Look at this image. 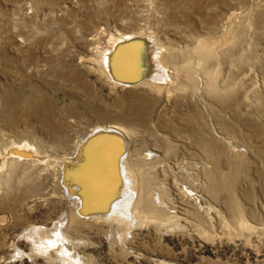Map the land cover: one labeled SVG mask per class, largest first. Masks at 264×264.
<instances>
[{
    "label": "rangeland",
    "instance_id": "rangeland-1",
    "mask_svg": "<svg viewBox=\"0 0 264 264\" xmlns=\"http://www.w3.org/2000/svg\"><path fill=\"white\" fill-rule=\"evenodd\" d=\"M263 82L264 0H0V264H264ZM114 123L146 214L69 222L67 196L32 162L70 164L63 180L79 186L70 157ZM178 198L191 206L172 209Z\"/></svg>",
    "mask_w": 264,
    "mask_h": 264
},
{
    "label": "bare ground",
    "instance_id": "bare-ground-1",
    "mask_svg": "<svg viewBox=\"0 0 264 264\" xmlns=\"http://www.w3.org/2000/svg\"><path fill=\"white\" fill-rule=\"evenodd\" d=\"M236 19V18H235ZM229 22V21H228ZM228 24V23H227ZM227 26V25H226ZM228 28V27H227ZM218 29V28H217ZM233 30V29H232ZM224 32V31H223ZM222 32V33H223ZM217 33V32H216ZM221 33V34H222ZM227 40V39H226ZM126 41V40H125ZM124 41V42H125ZM144 42V41H143ZM149 43V42H148ZM153 44V43H152ZM142 45V44H141ZM215 45V44H214ZM139 46V45H138ZM157 46V45H156ZM215 46H217V43H216V45ZM151 47H152V45H151ZM222 47V46H221ZM200 48V47H199ZM203 48H204V46H203ZM213 48V47H212ZM115 49V48H114ZM121 49V48H120ZM125 49V48H124ZM154 49V48H153ZM233 49V48H232ZM128 50V49H127ZM156 50V49H155ZM122 51V50H121ZM129 51V50H128ZM128 51H126V53L128 52ZM139 51V50H138ZM202 51V50H201ZM117 52V51H116ZM154 52V51H153ZM197 52V51H196ZM122 53V52H121ZM140 53V52H139ZM200 53V52H199ZM117 54V53H116ZM119 54V53H118ZM143 54V53H142ZM154 54H155V52H154ZM153 54V55H154ZM222 54V53H221ZM111 55H113V54H111ZM110 55V56H111ZM115 55V54H114ZM114 55H113V57H114ZM120 55V54H119ZM126 55H128V53L126 54ZM133 55V54H132ZM150 55V54H149ZM157 55V54H156ZM162 55V54H161ZM161 55H159L160 57H161ZM197 55V54H196ZM208 55H209V53H208ZM105 56V55H104ZM138 56V55H137ZM140 56V55H139ZM102 57V56H101ZM198 57H199V55H198ZM138 58L139 57H137V59L136 60H138ZM205 58V57H204ZM233 58V57H232ZM151 59V58H150ZM200 59V58H199ZM107 60V59H106ZM111 60H112V58H111ZM115 60H117V59H115ZM202 60V59H201ZM119 61V60H118ZM152 61V60H151ZM115 62V61H114ZM120 62V61H119ZM129 62V61H128ZM105 63H107V62H105ZM126 63V62H125ZM159 63V62H158ZM122 64V63H121ZM129 64V63H128ZM136 64V63H135ZM111 65V64H110ZM115 65V64H114ZM130 65H131V63H130ZM130 65H125V66H130ZM133 65V64H132ZM104 66V65H103ZM157 66H158V64H157ZM112 67V66H111ZM137 67V66H136ZM138 67H140V66H138ZM149 67H150V65H149ZM159 67V66H158ZM197 67V66H196ZM161 68V67H160ZM176 68V67H175ZM108 69V68H107ZM162 69V68H161ZM111 70H112V68H111ZM114 70H115V68L113 69V71L112 72H114ZM126 69H124V71H125ZM117 71V70H116ZM123 71V72H124ZM164 71V70H163ZM208 71V70H207ZM170 72V71H169ZM206 72V71H205ZM117 73V72H116ZM145 73V72H144ZM193 73H194V71H193ZM118 74V73H117ZM129 74H130V72H129ZM161 74V73H160ZM184 74L185 75H187L185 72H184ZM116 75V74H115ZM115 75H114V77H115ZM122 75V77H123V74H121ZM163 75H165V74H163ZM188 75H189V73H188ZM191 75V74H190ZM151 76V75H150ZM179 76V75H178ZM109 77V76H108ZM116 77H118V75L116 76ZM125 77V76H124ZM127 78H128V76H126ZM140 77V76H139ZM154 77V76H153ZM173 77V76H172ZM189 77V76H188ZM157 78H160V76L159 77H157ZM163 78V77H162ZM168 78V77H167ZM170 78V77H169ZM179 78H181V77H179ZM183 78H184V76H183ZM187 78V77H186ZM191 78H193V77H191ZM195 78V77H194ZM193 78V79H194ZM133 79H135V78H132L131 79V82H133ZM151 79V78H150ZM190 80H192V79H190ZM196 80V79H195ZM195 80H193V81H195ZM201 80V79H200ZM118 81V80H117ZM130 81V80H129ZM135 81V80H134ZM155 81V80H154ZM127 82H128V80H127ZM142 82V81H141ZM188 82V81H187ZM192 82V81H191ZM196 82V81H195ZM119 83H121L120 81H119ZM193 84H194V82H192ZM264 83V82H263ZM124 84H126V83H124ZM132 84V83H131ZM137 84V83H136ZM139 84V83H138ZM142 85H145L146 84V82H142L141 83ZM172 84V83H171ZM206 84V83H205ZM189 84H187V86H188ZM198 85V84H197ZM207 85V84H206ZM180 86H181V84H180ZM262 86H264V84L263 85H261V87ZM208 86H206V88H207ZM193 88V87H192ZM215 88V87H214ZM264 88V87H263ZM144 89V88H143ZM209 89V88H208ZM200 90V89H199ZM264 90V89H263ZM196 91V90H195ZM224 91V90H223ZM223 91H221V92H223ZM192 92V91H191ZM237 92V91H236ZM201 93V92H200ZM199 93V94H200ZM221 95V94H220ZM234 95H235V93H234ZM196 97V96H195ZM194 97V98H195ZM221 99V98H220ZM233 99H235V98H233ZM11 100V99H10ZM9 100V101H10ZM39 100V99H38ZM38 100H36V102L38 101ZM236 100V99H235ZM6 101V100H5ZM32 101V100H31ZM43 101V100H42ZM226 101V100H225ZM4 102V101H3ZM30 102V101H29ZM34 102V101H33ZM40 102V101H39ZM221 102V101H220ZM259 102V101H258ZM35 103V102H34ZM194 103V102H193ZM232 103H234V101L232 102ZM38 104H40V103H38ZM37 103H36V105H38ZM44 104V103H43ZM197 104V103H196ZM195 104V105H196ZM235 104V103H234ZM234 104H232V105H234ZM14 105V104H13ZM33 105L34 104H32V107H33ZM40 106H42V105H40ZM197 106V105H196ZM33 108H36V107H33ZM200 108V107H199ZM202 108V107H201ZM37 109V108H36ZM35 109V110H36ZM38 109H40V107L38 108ZM204 109V108H203ZM39 111V110H38ZM136 111H137V109H136ZM70 112V111H69ZM132 112H134V111H132ZM214 112V111H213ZM127 113V112H126ZM139 113H140V111H139ZM203 113H204V111H203ZM132 114V113H131ZM134 114V113H133ZM66 115V114H65ZM70 115V114H69ZM68 115V116H69ZM73 115V114H72ZM75 115V114H74ZM130 115V114H129ZM218 116V115H217ZM217 116H216V120H217ZM76 117V116H75ZM70 118V117H69ZM133 120H134V118H133ZM215 120V121H216ZM220 120V119H219ZM190 122V121H189ZM188 122V123H189ZM225 122V121H224ZM117 123V122H116ZM222 123V122H221ZM75 124V123H74ZM77 124H79V123H77ZM76 124V126H78ZM135 124V123H134ZM218 124V123H217ZM216 124V125H217ZM118 125V124H117ZM122 125V124H121ZM127 125V124H126ZM130 125V124H129ZM128 125V126H129ZM190 125V124H189ZM80 126V125H79ZM82 126V125H81ZM80 126V127H81ZM104 126V125H103ZM128 126H126V127H128ZM208 126H210V125H208ZM88 127V126H87ZM87 127H86V129H87ZM104 127H106L105 129L106 130H104V129H99L98 127H91L92 129H88L86 132H84V137L82 138V140H80L81 141V143H80V151L78 150V153H77V155L75 156L76 158L74 159V157H73V159L74 160H72V156L70 157V161L68 162V163H70L71 161H75L74 163H72V167H75V168H78V169H80L81 170V172H80V178H79V180H80V182H81V185H77V186H74L75 184H71L70 182H72L71 180H69L70 182H69V184H66L64 181L65 180H63V176H64V174H63V172L65 173V172H67V171H63V170H65L66 168H67V165H70V164H67L66 166H60V160L58 161L59 163L58 164H56L55 162H53V160L55 159L56 160V158L55 157H53V160L51 161L52 163H51V165L48 163V161H47V163H42L41 161H38V159H34V161L32 162L37 168H43V169H41V171L42 170H44V172H43V174L44 173H46L48 176L46 177V179H47V182L48 183H46V184H49V186H51L52 185V188L53 187H55V189L53 190V191H59L61 194L63 193V195H65V196H67V198H68V200H69V203H70V210H69V214H68V217H69V222H72L73 221V223H80L79 221H83V220H85L86 218H92V219H95V220H106V221H111V220H114V221H116L117 220V216H119L120 215V217L122 216V218H124V219H128V218H130V220L131 221H135V220H137L138 218L136 217V216H138L140 213H141V211L142 212H144L143 211V206L140 204V202H141V200H143V199H140L139 198V194H141V192H140V190L138 191L137 190V185H138V183H137V185H136V183L134 182V180H133V176H132V174L130 173V171L132 172L133 170V167H135V166H133V162L131 161H129V157H128V155H129V153H128V140L126 141V143L127 144H125L126 145V151L125 150H123L122 151V149H121V140H123L122 139V137L123 136H121L122 134H120V132H121V128H122V126L120 127V126H116L115 125V123H114V125L113 124H111V125H106V126H104ZM103 127V128H104ZM125 127V126H124ZM130 127H131V125H130ZM200 127V126H199ZM231 127H232V125H231ZM79 127H77V129H78ZM134 128H135V126H134ZM205 128H206V124H205ZM48 129V128H47ZM85 129V128H84ZM126 129V128H125ZM129 129V128H128ZM137 129V128H136ZM80 130V128L78 129V131ZM81 130H82V128H81ZM124 130V129H123ZM130 130H132V129H130ZM178 130V129H177ZM204 130V129H203ZM202 130V131H203ZM233 130V129H232ZM231 130V131H232ZM70 131V130H69ZM72 131V130H71ZM120 131V132H119ZM125 131V130H124ZM123 131V132H124ZM133 131L134 130H132V134H133ZM217 131V130H216ZM216 131H213V132H216ZM83 132V131H82ZM129 131H127V133H128ZM134 132H137V130L136 131H134ZM192 132V131H191ZM224 132V131H223ZM234 132V131H233ZM74 133H75V131H74ZM78 133H81V131L80 132H78ZM130 133V132H129ZM138 133V132H137ZM200 133V132H199ZM202 133V132H201ZM76 134V133H75ZM74 134V135H75ZM126 134V132H124V135ZM131 134V135H132ZM136 134V133H135ZM135 134L133 135V136H135ZM196 134V133H195ZM206 134V133H205ZM208 134V133H207ZM232 134V133H231ZM65 135V134H64ZM91 135V137H92V139L93 138H97V137H100V136H103V137H105V138H110L111 139V141H112V143L114 144V150H111V149H109V148H103L102 146H100L99 145V143H93V142H97L96 140H98V139H96V140H94L93 139V142H91V144H89L88 145V147H87V150L88 151H86V144L84 143L85 142V140H87L86 139V137H89ZM198 135V134H197ZM224 135V134H223ZM227 135V134H226ZM230 135V134H229ZM59 136V135H58ZM73 136V135H72ZM72 136H71V138L69 137V136H66L67 138L69 137L70 139H69V141L71 140V139H73L72 138ZM80 136V135H79ZM130 136V135H129ZM137 136V135H136ZM135 136V137H136ZM183 136H184V134H183ZM201 136V135H200ZM208 136V135H207ZM217 136V135H216ZM228 136V135H227ZM60 137V136H59ZM74 137V136H73ZM126 138H128V134H126V136H125ZM135 137L133 138V139H135ZM139 137V136H138ZM202 137V136H201ZM212 137V136H211ZM229 137V136H228ZM231 137V136H230ZM81 138V137H80ZM130 138H131V136H130ZM137 138V137H136ZM180 138V137H179ZM192 138V137H191ZM213 138V137H212ZM233 138V137H232ZM139 139V138H138ZM205 139V138H204ZM217 139V138H216ZM66 140V139H65ZM137 140V139H136ZM181 140V139H180ZM194 140H195V138H194ZM213 140V139H212ZM73 141V140H72ZM74 141H76V137H75V140ZM78 141V140H77ZM91 141V140H90ZM100 141V140H99ZM179 141V140H178ZM216 141V140H215ZM214 141V142H215ZM60 142V141H59ZM87 142V141H86ZM125 142V141H124ZM133 142H135L134 140H133ZM194 142V141H193ZM200 142V141H199ZM208 142V141H207ZM209 142H211V141H209ZM217 142V141H216ZM72 143V142H71ZM77 143V142H76ZM178 143H180V142H178ZM177 143V144H178ZM227 143V142H226ZM123 144V143H122ZM139 144V143H138ZM174 144V143H173ZM198 144V143H197ZM201 144V143H200ZM211 144V143H210ZM209 144V145H210ZM64 145V144H63ZM65 145H66V141H65ZM67 145H69V147H70V144L68 143ZM72 145V144H71ZM74 145V144H73ZM109 145V144H108ZM134 145V144H133ZM185 145V144H184ZM76 146H78V145H76ZM75 146V147H76ZM122 146H124V145H122ZM137 146V145H136ZM176 146V145H175ZM191 146H193V145H191ZM195 146V145H194ZM197 146V145H196ZM201 146V145H200ZM216 146V145H215ZM228 146V145H227ZM231 146V145H230ZM12 148H13V146H11ZM66 147V146H65ZM69 147H68V149H69ZM131 147V146H130ZM167 147H170V146H168L167 145ZM178 148H179V146H177ZM176 147V148H177ZM180 147H181V145H180ZM201 147H203V146H201ZM207 147V146H206ZM209 147V146H208ZM7 148V147H6ZM6 148H5V150H6ZM9 148H10V146H9ZM72 148H74V147H72ZM71 148V149H72ZM78 148V147H77ZM111 148V147H110ZM125 148V147H124ZM142 148V147H141ZM140 148V150H143V149H141ZM187 148V147H186ZM195 148H199L198 146L197 147H195ZM204 149H205V147H203ZM236 148V147H235ZM14 149V148H13ZM13 149H11V150H13ZM27 149V148H26ZM66 149V148H65ZM76 149V148H75ZM74 149V150H75ZM132 149H134V148H132ZM132 149H129V152H130V150H132ZM168 150H169V148H167ZM172 149V148H171ZM185 149V148H184ZM204 149L202 150V149H200L199 151L201 152V153H203L204 152ZM154 150V149H153ZM173 150V149H172ZM171 150V151H172ZM177 150V149H176ZM176 150H174V152L176 151ZM182 150H183V148H182ZM203 152H202V151ZM208 150V149H207ZM234 150V149H233ZM3 151V149L0 151V152H2ZM14 151V150H13ZM54 151V150H53ZM71 151V150H70ZM124 151H125V154H124ZM136 151V150H135ZM170 151V152H171ZM184 151V150H183ZM195 151H196V149H195ZM205 151H206V149H205ZM240 151V150H239ZM4 153H5V151H3ZM22 152H24V151H22ZM62 152H63V150H62ZM68 152V151H67ZM181 152V151H180ZM187 152V151H186ZM229 152V151H228ZM7 153V152H6ZM59 153V152H58ZM57 153V154H58ZM64 153V152H63ZM150 153V152H149ZM151 153H154V152H151ZM169 153V152H168ZM176 153V152H175ZM174 153V154H175ZM185 153V152H184ZM196 153V152H195ZM198 153V152H197ZM216 153V152H215ZM219 153H221V152H219ZM8 154V153H7ZM6 154V155H7ZM12 154V153H11ZM15 154V153H14ZM36 154V153H35ZM67 154V153H66ZM79 154V155H78ZM128 154V155H127ZM138 154V153H137ZM178 155H176V156H180L181 155V153H177ZM186 154V153H185ZM1 155V154H0ZM5 155V154H4ZM39 155V154H38ZM62 155V154H61ZM74 155H75V153H74ZM133 155V154H132ZM142 155V154H141ZM146 155H148V154H146ZM161 155H163V154H161ZM165 155H166V153H165ZM168 155V154H167ZM182 155H183V152H182ZM198 155V154H197ZM203 155V154H202ZM205 155V154H204ZM207 155V154H206ZM214 155V154H213ZM239 155V154H238ZM60 156V155H59ZM67 156V155H66ZM70 156V155H69ZM149 156V155H148ZM151 156H153V155H151ZM164 156V155H163ZM175 156V157H176ZM198 156H200V155H198ZM198 156H196V157H198ZM212 156V155H211ZM31 157V156H30ZM61 157V156H60ZM65 157V156H64ZM68 157V156H67ZM67 157H65V158H67ZM142 157H144V156H142ZM141 157V158H142ZM150 157V156H149ZM148 157V158H149ZM154 157V156H153ZM174 157V156H173ZM189 157H191V156H189ZM194 157V156H193ZM201 157V156H200ZM203 157V156H202ZM1 158V157H0ZM3 158V157H2ZM46 158V157H45ZM63 158V157H62ZM65 158H63V159H65ZM110 158V159H109ZM136 158H138V157H136ZM144 158H147V156L146 157H144ZM160 158V157H159ZM163 158V157H162ZM167 158V157H166ZM176 158H178V157H176ZM185 157H183V159H184ZM192 158V157H191ZM210 158V157H209ZM6 159V158H5ZM20 159V158H19ZM44 159V158H43ZM48 159V158H47ZM61 159V158H60ZM62 159V160H63ZM135 159V158H134ZM165 159V158H164ZM173 159V158H172ZM179 159H180V157H179ZM182 159V158H181ZM188 159V158H187ZM190 159V158H189ZM196 159V158H195ZM206 160L208 159V158H205ZM212 159V158H211ZM214 159V158H213ZM4 160V159H3ZM11 160V159H10ZM69 160V159H68ZM132 160V159H131ZM139 160V159H138ZM177 160V159H176ZM186 159H184V161H185ZM200 160H204V159H201L200 158ZM206 160H204V161H206ZM134 161V160H133ZM141 161V160H140ZM143 161H144V159H143ZM149 161V160H148ZM162 161H163V159H162ZM178 161H180V160H178ZM209 161V160H208ZM2 162V161H1ZM13 162V161H12ZM27 162V161H26ZM62 162V161H61ZM136 162V161H135ZM171 163H172V161H170ZM187 162V161H186ZM191 162V163H190ZM188 164L189 165H191L192 164V166L190 167V168H192V170H197V166H196V164L194 165L193 163H195V162H193L192 163V161H190ZM198 162V161H197ZM137 163H139V162H137ZM137 163H136V165H137ZM166 163V162H165ZM169 163V162H168ZM168 163H167V165H168ZM180 163H182V162H180ZM232 163V162H231ZM7 164H8V162H7ZM27 164H28V162H27ZM62 164H64L63 162H62ZM149 164V163H148ZM153 164V163H152ZM176 164H177V162H176ZM175 164V165H176ZM182 164H184V163H182ZM186 164V163H185ZM201 164V163H200ZM205 164H206V162H205ZM215 164V163H214ZM24 165V164H23ZM143 165V164H142ZM158 165V164H157ZM160 165V164H159ZM166 165V164H165ZM5 166V165H4ZM12 166V165H11ZM28 166V165H27ZM33 166V165H32ZM138 166H140V164L138 165ZM162 166V165H161ZM172 166V165H171ZM177 166V165H176ZM181 166H183V165H181ZM184 166H186V165H184ZM188 166V165H187ZM232 166V165H231ZM35 167V168H36ZM142 167V166H141ZM149 167V166H148ZM153 167V166H152ZM164 167H166V166H164ZM163 167V168H164ZM168 167V166H167ZM170 167V166H169ZM173 167V166H172ZM202 167V166H201ZM32 168V167H31ZM30 168V169H31ZM35 168H33V170L35 169ZM62 168V169H61ZM71 167H69V169H70ZM74 168V169H75ZM97 168H99L100 170H98ZM130 168H132V169H130ZM138 168V167H137ZM151 168V167H150ZM177 168V167H176ZM175 168V169H176ZM189 168V166L187 167V169ZM209 168V167H208ZM217 168V167H216ZM11 169V168H10ZM72 169V168H71ZM167 169H169V168H167ZM187 169H184V170H187ZM201 168H199L198 167V170H200ZM5 170V169H4ZM138 170V169H137ZM171 170V169H170ZM178 170V169H177ZM180 170H183V167L182 168H180ZM189 170V169H188ZM187 170V171H188ZM202 170H204V169H202ZM39 171L40 170H38L37 172L39 173ZM135 171V170H134ZM163 171H165V170H163ZM179 171V170H178ZM35 172V171H34ZM37 172L35 173V174H37ZM69 172V171H68ZM71 172V171H70ZM72 172H74V171H72ZM135 172H137V171H135ZM134 172V173H135ZM139 173H140V171H138ZM211 172V171H210ZM209 172V173H210ZM133 173V174H134ZM139 173H137V174H139ZM143 173V172H142ZM141 173V174H142ZM146 173V172H145ZM178 173V172H177ZM180 173V172H179ZM182 173V172H181ZM184 173V172H183ZM192 173V172H191ZM193 173H195V174H197L196 172H193ZM212 173V172H211ZM144 174V173H143ZM142 174V175H143ZM147 174V173H146ZM145 174V175H146ZM190 174V173H189ZM205 173H203V175H204ZM2 175V174H1ZM39 175V174H38ZM70 175V174H69ZM122 175V176H121ZM140 175V174H139ZM150 175V174H149ZM148 175V176H149ZM168 175H169V173H168ZM203 175H202V177H203ZM213 175H215V174H213ZM42 176V175H41ZM46 176V175H45ZM117 176H119V178H117ZM154 176V175H153ZM172 176V175H171ZM174 176V175H173ZM185 176V175H184ZM199 176H200V174H199ZM69 177V176H68ZM70 177H71V175H70ZM114 177H116V178H114ZM137 177H139L138 175H137ZM144 177V175L141 177V178H143ZM195 177H197V176H195ZM201 177V178H202ZM214 177H216V176H214ZM61 178V179H60ZM73 178V177H72ZM140 178V177H139ZM148 178V177H147ZM165 178V177H164ZM170 178V177H169ZM193 178V177H192ZM191 178V179H192ZM210 178H211V176H210ZM1 179V178H0ZM10 179V178H9ZM39 179V178H38ZM70 179V178H69ZM100 179V180H99ZM120 179H122V180H120ZM135 179V178H134ZM155 179V178H154ZM195 179V178H194ZM193 179V180H194ZM207 179V178H206ZM209 179V178H208ZM225 179V178H224ZM96 180H99V183L100 182H102V184H98L97 182V184L99 185V187L101 188V189H104V192L105 193H110L109 192V189H111L112 190V194H111V196H112V198L109 200V203H108V205H106V206H100V203L99 204H97L98 202H100V201H102V199H100V196H98V194L96 193V191H98V186H97V188L95 187V184H93V182L95 183V181ZM2 181V180H1ZM0 181V182H1ZM73 181H74V178H73ZM136 181H138V179L136 180ZM142 181V180H141ZM148 181V180H147ZM188 181V180H187ZM225 181V180H224ZM5 182V181H4ZM124 182V183H123ZM209 182V181H208ZM220 182V181H219ZM226 182V181H225ZM77 183H79V182H77ZM123 183V184H122ZM142 183V182H141ZM140 183V184H141ZM148 183V182H147ZM1 184V183H0ZM96 184V185H97ZM140 184H139V186H138V188H141L140 187ZM146 184V183H145ZM212 184V183H211ZM214 184V183H213ZM104 185H105V188H104ZM120 185H124V187L125 188H129L130 189V191H129V189L127 188V193H125L126 191L124 190L123 192H124V194L121 192V196L119 195V192H118V190L119 189H122L121 187H120ZM173 185V184H172ZM175 185V184H174ZM203 185V184H202ZM48 185H46V187H49ZM142 186V185H141ZM206 186V185H205ZM111 187V188H110ZM144 187H146V186H144ZM223 187V186H222ZM148 188V187H147ZM178 188V187H177ZM39 189V188H38ZM37 189V190H38ZM49 189V188H48ZM51 189V188H50ZM146 189V188H145ZM172 189V188H171ZM173 189H176V188H173ZM218 189V188H217ZM142 190H143V188H142ZM147 190H149V189H147ZM177 190V189H176ZM209 190V189H208ZM36 191V190H35ZM51 191V190H50ZM100 191H103V190H100ZM120 191V190H119ZM174 191V190H173ZM207 191V190H206ZM215 191H216V189H215ZM218 191V190H217ZM58 192V193H59ZM138 192H140V193H138ZM146 192V191H145ZM179 192H181V191H179ZM201 192V191H200ZM33 193H35V192H33ZM49 193V192H48ZM59 193V194H60ZM215 193V192H214ZM51 194H54L53 192L51 193ZM182 194V193H181ZM195 194V193H194ZM218 194V193H217ZM183 195V194H182ZM185 195V194H184ZM203 195V194H202ZM204 195H206V194H204ZM208 195V194H207ZM206 195V196H207ZM218 195H220V193L218 194ZM22 196V195H21ZM101 196H103V195H101ZM108 196V195H107ZM107 196L105 195L103 198H106L107 199ZM141 196V195H140ZM188 195H185L184 197H187ZM180 197V196H179ZM183 197V198H184ZM201 198H200V201H202L203 199H202V196H200ZM209 197V196H208ZM141 198H142V196H141ZM188 198H190V197H188ZM195 198V197H194ZM218 198V197H217ZM220 198H221V196H220ZM116 199H118V200H116ZM178 199H180V198H178ZM187 199V198H186ZM193 199V198H192ZM202 199V200H201ZM205 199H207V198H205ZM167 200V199H166ZM195 200V202H197L196 201V199H194ZM199 200V199H198ZM214 200V199H213ZM168 201V200H167ZM188 201V200H187ZM186 200L185 201H183V199L181 198L180 200H179V206H177V205H174V202H172V203H170V204H172V209L173 208H176V207H178L181 211L182 210H184L183 209V207L184 206H187V208H185V209H188V206H191V203H189V202H187ZM150 202V201H149ZM177 202V201H176ZM175 202V203H176ZM193 202V201H192ZM195 202H193V204L195 203ZM206 201H204V203H205ZM94 204H95V206H94ZM161 204V203H160ZM177 204V203H176ZM190 204V205H189ZM198 204V203H197ZM196 205V204H195ZM200 205V204H199ZM89 206H91V207H89ZM155 206V205H154ZM183 206V207H182ZM194 206V205H193ZM197 206V205H196ZM163 207V206H162ZM169 207V206H168ZM170 207V208H171ZM232 207V206H231ZM144 208H146V207H144ZM148 208V207H147ZM164 208V207H163ZM201 208V207H200ZM171 209V210H172ZM193 209V208H192ZM233 209V208H232ZM92 210L93 211H96L95 213H93L92 212ZM133 210H136L139 214H137L136 216H134L132 213H134L133 212ZM146 210V209H145ZM164 210V209H163ZM162 210V208H159L158 210H157V212L159 213V215L161 216H163V214L166 212L165 210L163 211ZM176 210V209H175ZM175 210H173V211H175ZM162 211V212H161ZM168 211V210H167ZM102 212V213H101ZM136 212V213H137ZM164 212V213H163ZM170 212V211H169ZM88 213L90 214V215H88ZM91 213H93V214H91ZM145 213V212H144ZM143 213V214H144ZM167 213V212H166ZM165 213V214H166ZM180 213V212H179ZM194 213V212H193ZM235 213V212H234ZM146 214V213H145ZM164 214V215H165ZM197 214V213H196ZM142 215V214H141ZM198 215V214H197ZM140 216V215H139ZM143 216V215H142ZM141 216V217H142ZM146 217V216H145ZM137 218V219H136ZM152 218V217H151ZM184 218V217H183ZM121 219V218H120ZM155 219V218H154ZM167 219V218H166ZM171 219V218H170ZM123 220V219H122ZM129 219H128V221H130ZM142 220V219H141ZM140 220V221H141ZM164 220V219H163ZM180 220V219H179ZM68 222V223H69ZM112 222V221H111ZM125 222V221H124ZM131 223V222H130ZM136 223V222H135ZM137 224V223H136ZM139 224V223H138ZM57 226V225H56ZM130 228H131V226H130ZM64 229H65V227L64 226H60L58 229H56V231L55 232H57V238L54 240V242H57V241H59L60 242V244H61V246H63V245H65V247H66V243H69V239H68V237H66L65 236V234L63 233V231H64ZM40 230V229H39ZM36 231V230H35ZM53 241V240H52ZM72 243V242H71ZM70 243V244H71ZM57 244V243H56ZM69 244V245H70ZM68 245V244H67Z\"/></svg>",
    "mask_w": 264,
    "mask_h": 264
}]
</instances>
